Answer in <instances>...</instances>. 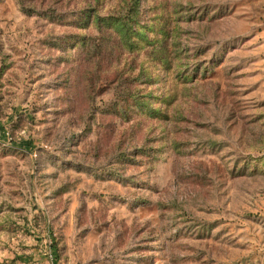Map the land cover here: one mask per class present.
Wrapping results in <instances>:
<instances>
[{
    "label": "rangeland",
    "instance_id": "374dc122",
    "mask_svg": "<svg viewBox=\"0 0 264 264\" xmlns=\"http://www.w3.org/2000/svg\"><path fill=\"white\" fill-rule=\"evenodd\" d=\"M0 264H264V0H0Z\"/></svg>",
    "mask_w": 264,
    "mask_h": 264
}]
</instances>
